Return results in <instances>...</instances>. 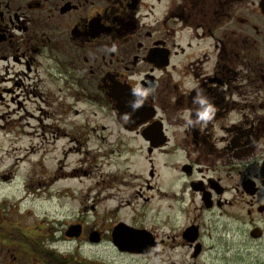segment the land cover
I'll list each match as a JSON object with an SVG mask.
<instances>
[{
  "label": "flooded vegetation",
  "instance_id": "obj_1",
  "mask_svg": "<svg viewBox=\"0 0 264 264\" xmlns=\"http://www.w3.org/2000/svg\"><path fill=\"white\" fill-rule=\"evenodd\" d=\"M0 67L55 71L79 103L110 107L129 138L119 153L146 166L105 197L126 201L89 243L130 260L264 255V0H0ZM118 93L142 102L133 119ZM14 222H0V264H93Z\"/></svg>",
  "mask_w": 264,
  "mask_h": 264
},
{
  "label": "rangeland",
  "instance_id": "obj_2",
  "mask_svg": "<svg viewBox=\"0 0 264 264\" xmlns=\"http://www.w3.org/2000/svg\"><path fill=\"white\" fill-rule=\"evenodd\" d=\"M68 82L44 68L25 77L19 68L12 67L6 74L0 67V222L40 227L37 232L51 251L93 264H194L189 253L182 254L179 249L130 260L116 253L109 243L87 241L90 228L104 232L103 225L108 228L114 221L111 216L106 218L109 209L126 201L116 198L112 207L105 197L122 189L119 182L123 176L142 174L146 166L140 157L119 153L120 141L129 138L114 111L93 101L82 99L79 103ZM27 129L35 134L27 136ZM125 144L133 147L137 143L130 140ZM12 149L20 150L13 153ZM74 171H80L77 177L61 178L63 172ZM74 179L79 182H64ZM74 227L80 234L84 231L83 238L65 239L64 234ZM28 239L32 240L30 236ZM249 261L264 264V255L252 254Z\"/></svg>",
  "mask_w": 264,
  "mask_h": 264
},
{
  "label": "water",
  "instance_id": "obj_3",
  "mask_svg": "<svg viewBox=\"0 0 264 264\" xmlns=\"http://www.w3.org/2000/svg\"><path fill=\"white\" fill-rule=\"evenodd\" d=\"M112 103L115 110H117L118 115L126 119H133L135 114L138 113V107L140 108V106L142 105V102L138 98L135 99V97H130L125 93L124 95L120 93L115 95ZM262 176L264 178V166L262 170ZM74 230H76L77 232L74 233ZM69 231L70 232L66 233V236L68 237H78L80 234L79 230L75 227L70 228ZM120 235L121 233L117 231V229L113 232V239L115 243L121 240L122 236ZM90 239L93 240V237L91 236Z\"/></svg>",
  "mask_w": 264,
  "mask_h": 264
},
{
  "label": "bare ground",
  "instance_id": "obj_4",
  "mask_svg": "<svg viewBox=\"0 0 264 264\" xmlns=\"http://www.w3.org/2000/svg\"><path fill=\"white\" fill-rule=\"evenodd\" d=\"M25 133L27 134V136H31L33 134H35V131H30V130H25ZM20 149H12L13 153H17ZM25 159H19L20 162H23ZM13 166H18V163H14ZM80 171H74L72 173H65L63 172V174H61V178H73V177H77L79 175ZM9 174H12L11 171ZM75 180V179H74ZM71 180V181H64L65 183H70V184H75V182H79L78 180ZM72 199H76V196H73Z\"/></svg>",
  "mask_w": 264,
  "mask_h": 264
}]
</instances>
